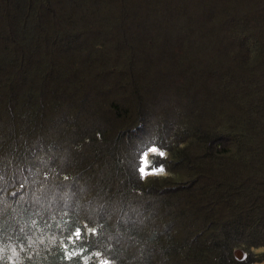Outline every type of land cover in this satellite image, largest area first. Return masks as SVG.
Masks as SVG:
<instances>
[{
  "label": "trees",
  "instance_id": "1",
  "mask_svg": "<svg viewBox=\"0 0 264 264\" xmlns=\"http://www.w3.org/2000/svg\"><path fill=\"white\" fill-rule=\"evenodd\" d=\"M114 1L0 0V264L263 261L264 0Z\"/></svg>",
  "mask_w": 264,
  "mask_h": 264
},
{
  "label": "rangeland",
  "instance_id": "2",
  "mask_svg": "<svg viewBox=\"0 0 264 264\" xmlns=\"http://www.w3.org/2000/svg\"><path fill=\"white\" fill-rule=\"evenodd\" d=\"M108 2H109V4H108ZM108 2H107V4L105 6H102V8L100 7L98 14L99 15H102V16L104 15V23L107 22L108 25H112V22L110 23V21H106V20H108V19H112L113 20L114 16L116 15L117 7H116V2L114 0H108ZM131 2L134 3V4H138V0H127V4L128 5H131ZM191 5L193 7H196V8L199 7V4L197 3L196 0H189V6H191ZM110 31L112 32V28L110 29ZM108 36H111L112 37V33L108 34ZM90 39H92V37ZM104 39L106 40L107 38H104ZM113 39H114V42H115V36L114 35H113ZM109 40H110L111 43L108 45L107 52L106 53H108L109 56H113L114 53H115V51L117 53H119L120 50H121V48L118 49L116 47H112V38L109 39ZM87 45H89V44H87ZM153 56L155 58V60H151V61H153V63L156 61L157 58H159V59H158V61H156V64L161 63V62H164L162 60V55L161 56H158V57H156L155 55H153ZM114 60H115L116 66H118L122 62V57H120V58H117V57L115 58L114 57ZM111 81H113V80H111ZM175 81H176V79H175ZM165 86H167V84ZM165 86H163V87H165ZM162 90L164 91V93L161 94V96H163V98L168 97V93L169 92H172V90H168L166 88H162ZM118 96H120V95H118ZM120 98L123 99L124 101L127 100L129 102V100H128L129 98L122 97V96H120ZM111 124H113V127H116L114 125L113 118H112ZM143 165H144V168H143L144 169V172H143V174H146L147 169H146L145 162H143ZM234 256L236 258H238V259H242L243 257H245V253L242 250L235 249L234 250ZM249 264H264V260L263 261H260V262H252V263H249Z\"/></svg>",
  "mask_w": 264,
  "mask_h": 264
},
{
  "label": "built area",
  "instance_id": "3",
  "mask_svg": "<svg viewBox=\"0 0 264 264\" xmlns=\"http://www.w3.org/2000/svg\"><path fill=\"white\" fill-rule=\"evenodd\" d=\"M104 263H106V259L99 260V264H104Z\"/></svg>",
  "mask_w": 264,
  "mask_h": 264
},
{
  "label": "snow or ice",
  "instance_id": "4",
  "mask_svg": "<svg viewBox=\"0 0 264 264\" xmlns=\"http://www.w3.org/2000/svg\"><path fill=\"white\" fill-rule=\"evenodd\" d=\"M152 151H155V149H153ZM140 171H141V173H143L144 172V169L141 168Z\"/></svg>",
  "mask_w": 264,
  "mask_h": 264
}]
</instances>
